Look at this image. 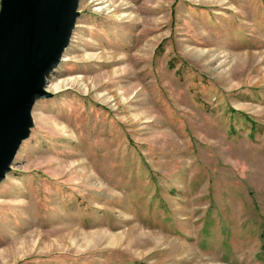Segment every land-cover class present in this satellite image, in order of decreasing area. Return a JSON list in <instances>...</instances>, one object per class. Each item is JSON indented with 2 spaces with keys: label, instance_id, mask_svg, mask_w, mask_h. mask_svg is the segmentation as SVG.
I'll list each match as a JSON object with an SVG mask.
<instances>
[{
  "label": "rangeland",
  "instance_id": "374dc122",
  "mask_svg": "<svg viewBox=\"0 0 264 264\" xmlns=\"http://www.w3.org/2000/svg\"><path fill=\"white\" fill-rule=\"evenodd\" d=\"M76 13L0 181V264H264V0Z\"/></svg>",
  "mask_w": 264,
  "mask_h": 264
},
{
  "label": "water",
  "instance_id": "95a60500",
  "mask_svg": "<svg viewBox=\"0 0 264 264\" xmlns=\"http://www.w3.org/2000/svg\"><path fill=\"white\" fill-rule=\"evenodd\" d=\"M78 0L0 2V181L28 134L35 102L69 43Z\"/></svg>",
  "mask_w": 264,
  "mask_h": 264
},
{
  "label": "bare ground",
  "instance_id": "6f19581e",
  "mask_svg": "<svg viewBox=\"0 0 264 264\" xmlns=\"http://www.w3.org/2000/svg\"><path fill=\"white\" fill-rule=\"evenodd\" d=\"M31 119H32V116H31Z\"/></svg>",
  "mask_w": 264,
  "mask_h": 264
}]
</instances>
